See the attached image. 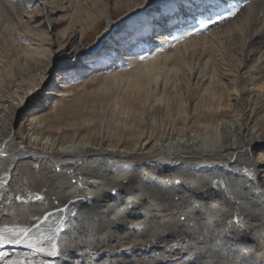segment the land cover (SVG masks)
Returning a JSON list of instances; mask_svg holds the SVG:
<instances>
[{
    "label": "bare ground",
    "instance_id": "6f19581e",
    "mask_svg": "<svg viewBox=\"0 0 264 264\" xmlns=\"http://www.w3.org/2000/svg\"><path fill=\"white\" fill-rule=\"evenodd\" d=\"M41 1L0 0V228L60 254L0 264H264V0ZM55 63L89 100L26 112Z\"/></svg>",
    "mask_w": 264,
    "mask_h": 264
},
{
    "label": "rangeland",
    "instance_id": "374dc122",
    "mask_svg": "<svg viewBox=\"0 0 264 264\" xmlns=\"http://www.w3.org/2000/svg\"><path fill=\"white\" fill-rule=\"evenodd\" d=\"M41 2L45 3L44 0ZM158 7L160 8L159 12H161L162 8L160 7V5ZM52 12L53 13L55 12L54 11V5H49L47 3L45 7L43 6V15L44 16L41 14L42 16H40L41 18H39L38 21L43 22L45 24V26H48V27L50 26L51 32L56 33L55 32L56 29H55V27L51 26L50 21L48 20V17L50 16V18L52 20L63 22V20H60L63 18V15H62V12H58V13L52 15L53 14ZM96 35L97 34L94 35L93 39H89L88 42L95 40ZM108 45L112 46V43L108 44ZM54 47H55V45H54ZM114 56H115V54H114ZM84 61L87 63L91 62V61L87 60V57L84 59ZM57 64L58 63H55V65L51 66V68L48 70L49 73L47 75V79L41 85V89L39 90L38 94L36 96H32L29 99V103L25 107L26 112L32 113L33 111H35L32 114L43 115V114L51 113L54 108H62V107L64 108L65 107V110H68L69 108L75 110L74 106L82 105L89 100L87 98L83 99L82 92H81V87H82V84L84 82L83 81L84 78L83 77L78 78V76L74 74L75 72H72L69 69L65 72H62V77H64L65 80L68 79L67 80L68 82L65 84L66 85V89H65L66 91L64 90L65 96H64V94L61 95V94L57 93V90L60 89L61 82L65 81L64 79H59L57 76V74L59 73L58 68H56ZM61 111H62V109H61ZM26 117L24 114L21 116H18L17 121L13 127V131H16L18 129L20 123H22V122L26 123L25 122L27 120ZM6 173L4 175H2V177L0 176V178L3 179L5 182H8L7 181L8 180V173L7 174ZM0 191H1V189H0ZM114 191L116 192V190H114Z\"/></svg>",
    "mask_w": 264,
    "mask_h": 264
},
{
    "label": "snow or ice",
    "instance_id": "6c2138e0",
    "mask_svg": "<svg viewBox=\"0 0 264 264\" xmlns=\"http://www.w3.org/2000/svg\"><path fill=\"white\" fill-rule=\"evenodd\" d=\"M145 3H147V0H145ZM175 14V3L165 5V7L161 10L160 15L162 16H172ZM237 14V10L230 9L227 11V17L225 15H219L217 16L218 20H224L226 18L234 17ZM214 20H207L205 22L200 23V27L196 29V32H199L201 29L207 28L210 23H215ZM154 27V24L151 20L145 21L143 26V31L150 29ZM192 32H187L186 35H192ZM181 36L173 37L174 40L182 39ZM148 57L141 56L140 59H147ZM264 155V154H262ZM260 174L264 175V160H262L259 164ZM37 199H41L40 197H37ZM79 199V198H77ZM63 211V210H61ZM55 213L48 212L43 216V219L39 222L35 223L33 227L31 228H19V229H9L7 226L0 228V245H6V244H27V246L31 249H33L36 252H45L47 251L50 256H56L60 254V250L56 247L54 242L53 236H47L45 237L43 234V230L41 228V225L46 223L51 216H53ZM32 233H35L36 235H32ZM23 236L24 239H21L20 237ZM47 240L51 247L45 248L42 245V242ZM6 255V253H0V256Z\"/></svg>",
    "mask_w": 264,
    "mask_h": 264
}]
</instances>
